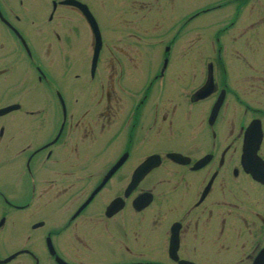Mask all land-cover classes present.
Listing matches in <instances>:
<instances>
[{
	"label": "flooded vegetation",
	"instance_id": "1",
	"mask_svg": "<svg viewBox=\"0 0 264 264\" xmlns=\"http://www.w3.org/2000/svg\"><path fill=\"white\" fill-rule=\"evenodd\" d=\"M11 106L0 264H264V0H0Z\"/></svg>",
	"mask_w": 264,
	"mask_h": 264
},
{
	"label": "rangeland",
	"instance_id": "2",
	"mask_svg": "<svg viewBox=\"0 0 264 264\" xmlns=\"http://www.w3.org/2000/svg\"><path fill=\"white\" fill-rule=\"evenodd\" d=\"M98 18L100 20V23L102 25H106L109 23L110 21V18L105 16L103 17L101 14L98 15ZM115 18H118V16H116ZM120 19V18H119ZM104 29H106V26H103ZM27 33L29 32L28 29H24ZM30 35H33L32 33V30H30ZM54 75L58 76V71H52ZM23 118V115L22 113H17V112H10L4 116H1L0 117V126H3L5 127L6 131H14V119L17 120V119H21Z\"/></svg>",
	"mask_w": 264,
	"mask_h": 264
},
{
	"label": "water",
	"instance_id": "3",
	"mask_svg": "<svg viewBox=\"0 0 264 264\" xmlns=\"http://www.w3.org/2000/svg\"><path fill=\"white\" fill-rule=\"evenodd\" d=\"M78 6L82 7L84 10H86V8H84V6H81L79 4H77ZM84 16L85 18L87 19V21L89 22V24L91 25L92 29L94 30L95 33H97V26H96V23L93 19V17L89 14V12L86 10V12H84ZM98 50V49H97ZM97 50H96V53H95V56L97 57ZM96 61V60H95ZM94 61V62H95ZM14 110V106H11V107H7V108H4L2 110H0V116L1 115H5L9 112H12ZM143 170L146 169L149 170V166H148V163L144 164L143 167H142Z\"/></svg>",
	"mask_w": 264,
	"mask_h": 264
}]
</instances>
